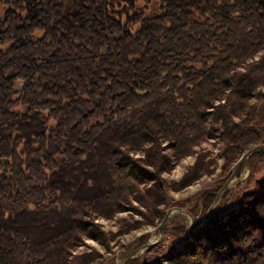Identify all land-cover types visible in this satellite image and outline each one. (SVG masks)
Masks as SVG:
<instances>
[{
	"label": "trees",
	"instance_id": "16d2710c",
	"mask_svg": "<svg viewBox=\"0 0 264 264\" xmlns=\"http://www.w3.org/2000/svg\"><path fill=\"white\" fill-rule=\"evenodd\" d=\"M151 1L0 0V264H95L97 251L72 254L111 241L96 216L163 219L164 141L182 158L219 130L222 182L264 142L250 103L264 98V55L248 62L264 48V0H155L148 14ZM208 154L173 186L208 171ZM237 200L169 264H264V188ZM168 231L180 241L185 225Z\"/></svg>",
	"mask_w": 264,
	"mask_h": 264
},
{
	"label": "rangeland",
	"instance_id": "374dc122",
	"mask_svg": "<svg viewBox=\"0 0 264 264\" xmlns=\"http://www.w3.org/2000/svg\"><path fill=\"white\" fill-rule=\"evenodd\" d=\"M141 5L145 8L148 14L160 10L159 2L155 0L149 3H141ZM262 55H264V48L260 49L250 60H248V62L256 61ZM259 88V90L264 93V85ZM221 101L224 102L225 98ZM250 103L252 105H259L260 107V113L253 124L257 130L260 132L263 130L264 132V98L253 99ZM236 120L239 121V118H236ZM225 145V142L220 138V131L218 130L215 131V136H212L208 140L203 141L200 145L195 146L194 152L182 158H178L175 156L172 145L167 141H164V152L170 156L172 165L169 170L162 172V177L166 180L168 185L164 189L165 202L160 208L166 213L165 217L168 213H172L173 216L164 225L163 240L151 249L141 252L136 256L139 258V264H169L168 259L171 255L180 252L187 247L186 234H189V230L197 228L203 222L210 206L213 204L212 203L206 209V194L209 191L217 194L227 181L222 182L223 178H221L222 168L225 164ZM256 145L258 144L250 145L243 154ZM200 151L209 153L207 160L213 159L209 170L203 171L200 176L189 185L181 188L174 187L173 183L179 182L190 168L195 165L197 162V154ZM243 154L241 153L233 163L231 168L232 173L235 170L236 163ZM134 156L144 158L145 152L138 151ZM250 156L242 163L236 176L226 191L222 194L212 214L237 207L239 205L237 199L241 193L245 190L252 189L256 184L261 186V188H264V160L260 161L258 156L253 158ZM259 179L263 180V183H261L262 185L258 184ZM226 192L229 194L224 196ZM133 204L140 206L137 202H134ZM141 208L144 209L143 207ZM177 208H184L193 214L195 222L192 228H190L192 218L185 212L181 213ZM164 218L156 219L153 224H149L144 220V216L140 212H134L132 210L117 212L110 218L96 216L94 219L95 223L100 225L107 234L112 236L111 241L106 244L97 239L86 237L84 243H81L73 251L72 255L97 251L100 256H97L95 259V264H123L124 261L128 259L130 250L160 239L162 234L159 226ZM138 221H141L140 224L133 225L132 227L130 226L132 222L135 224V222ZM179 223L185 225V232L180 234L182 238L180 241L173 238L172 234L168 231V229H172ZM125 228L127 229L125 232L121 231ZM130 260L131 259H129L126 264H129Z\"/></svg>",
	"mask_w": 264,
	"mask_h": 264
},
{
	"label": "water",
	"instance_id": "95a60500",
	"mask_svg": "<svg viewBox=\"0 0 264 264\" xmlns=\"http://www.w3.org/2000/svg\"><path fill=\"white\" fill-rule=\"evenodd\" d=\"M261 149H264V143H262V144H258V145H256V146L250 148L248 151H246V152L242 155V157L238 160V162H237L236 165H235V170L233 171V173L231 174V176L227 179V181L224 183V185L222 186V188H221V189L219 190V192L217 193L216 198H215L213 204L210 206V208H209V210H208V212H207V214H206V216H205L203 222H202L197 228H195V229H193V230H192V229L189 230V231H188L189 234L192 235V234H194V233L200 231V229H201V228L207 223V221H208L209 218L211 217V214H212V212L214 211L216 205L218 204V202H219V200H220L222 194L226 191V189L228 188V186L230 185V183L232 182V180H233L234 177L236 176V174H237V172L239 171V169H240L242 163H243V162H244V161H245V160H246L251 154H253L254 152L259 151V150H261ZM177 209H178L181 213H182V212H185L186 214H188V215L192 218L191 225H190V228H192V226L194 225V222H195L193 214H192L190 211H188V210H186V209H184V208H177ZM172 216H173L172 213H168L167 216H166V217L164 218V220L162 221V223L160 224L159 229H160L161 234H162L161 237H160V239L156 240L155 242H149V243H146V244H144V245H141V246H139V247H137V248H135V249L130 250V251H129V257H128V259H126V260L124 261L123 264H126V263L128 262L129 259H132V258L138 256L141 252H144V251H146V250H149V249H151L153 246H155V245H157L158 243H160V242L163 240V237H164V225L166 224V222H168V221L170 220V218H171Z\"/></svg>",
	"mask_w": 264,
	"mask_h": 264
},
{
	"label": "bare ground",
	"instance_id": "6f19581e",
	"mask_svg": "<svg viewBox=\"0 0 264 264\" xmlns=\"http://www.w3.org/2000/svg\"><path fill=\"white\" fill-rule=\"evenodd\" d=\"M178 210V209H177Z\"/></svg>",
	"mask_w": 264,
	"mask_h": 264
}]
</instances>
